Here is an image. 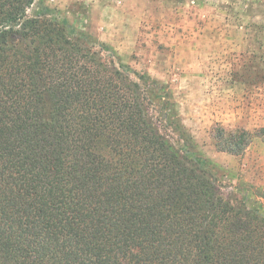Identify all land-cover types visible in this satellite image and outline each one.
<instances>
[{
	"label": "trees",
	"instance_id": "trees-1",
	"mask_svg": "<svg viewBox=\"0 0 264 264\" xmlns=\"http://www.w3.org/2000/svg\"><path fill=\"white\" fill-rule=\"evenodd\" d=\"M35 3L0 0V264H264V213L222 196L170 86Z\"/></svg>",
	"mask_w": 264,
	"mask_h": 264
},
{
	"label": "rangeland",
	"instance_id": "rangeland-1",
	"mask_svg": "<svg viewBox=\"0 0 264 264\" xmlns=\"http://www.w3.org/2000/svg\"><path fill=\"white\" fill-rule=\"evenodd\" d=\"M46 7L111 47L117 62L167 83L222 196L264 213V138L240 155L212 139L219 126L264 129V0H36L29 15Z\"/></svg>",
	"mask_w": 264,
	"mask_h": 264
}]
</instances>
